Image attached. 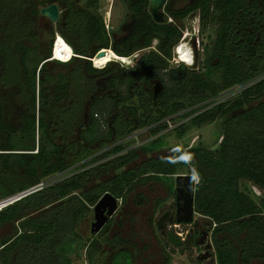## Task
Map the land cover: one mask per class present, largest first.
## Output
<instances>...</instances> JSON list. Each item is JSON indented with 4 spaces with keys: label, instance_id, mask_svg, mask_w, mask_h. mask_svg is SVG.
<instances>
[{
    "label": "trees",
    "instance_id": "16d2710c",
    "mask_svg": "<svg viewBox=\"0 0 264 264\" xmlns=\"http://www.w3.org/2000/svg\"><path fill=\"white\" fill-rule=\"evenodd\" d=\"M122 1L130 20L109 29L99 0H0V200L32 189L0 208V264H76V244L88 264H170L169 241L157 236V249L128 206L151 204L145 184L161 183L174 194L183 165L197 176L195 210L213 223L215 264H264V202L242 186L251 181L264 189V77L205 102L264 73V0H167L173 20L163 23L154 20L150 0ZM53 2L60 15L43 43L41 8ZM192 13L203 29L216 27L204 46V71L170 66L182 34L178 21ZM55 32L73 47L71 60L50 58ZM103 48L124 58L149 50L132 67L117 60L96 67L92 57ZM60 66L66 71H56ZM194 105L186 113L194 114L193 124L222 119L219 146L178 145L132 164L136 148L116 143ZM187 128L177 126L178 135ZM161 137L140 148L156 150ZM107 191L122 204L86 236L81 225ZM163 202H152V229Z\"/></svg>",
    "mask_w": 264,
    "mask_h": 264
},
{
    "label": "rangeland",
    "instance_id": "374dc122",
    "mask_svg": "<svg viewBox=\"0 0 264 264\" xmlns=\"http://www.w3.org/2000/svg\"><path fill=\"white\" fill-rule=\"evenodd\" d=\"M99 2H100V11L103 13L104 19L106 21V25L109 29H117L120 26V24L123 22V20H125L126 18L128 21L130 20V17H127L126 15L127 8L124 5L122 0H99ZM171 20L173 19L171 18ZM53 23H55V21L52 20L47 15H42L40 17L39 19V29L41 31L40 39L43 41V43H48V41H50L52 37V33L49 31V29L51 28ZM178 23L182 27V34L179 39V44L182 42L191 47L192 52L195 55V60H194L195 62L193 64V67H195L196 69L200 67L204 71L205 68H203V62L207 55L204 51V46L207 43L209 44L211 39L215 37V34H216L215 25L209 26L203 29L200 26L199 16L196 13H192L191 15L182 19L181 21H178ZM58 35H61V34L59 32H55L53 47H54V44H55V41ZM62 38L64 37L62 36ZM156 41L157 40H154L153 45L151 46L153 47V49H155L154 47H155ZM175 48L173 50L172 58L170 59V66L172 67H177L180 64L178 57H177L178 55L175 52ZM148 50L149 49H143V50L137 51L135 57L131 58V62L129 66L132 67V66L137 65V63L142 58L143 54L147 53ZM69 60H66V61H69ZM92 64L96 67H103L107 63L105 65H96L92 57ZM186 65L190 66L189 64H186ZM56 71L65 72L66 67L60 66L58 67ZM212 77L215 80H219L220 78L219 72L213 73ZM184 123L188 125V128L184 135L182 136L178 135V131L176 127L182 124V123L179 124L178 122L175 127L168 129L167 131H165V134L161 135L162 137L160 138L159 142H157L156 150L154 151L150 150L148 152H144L140 148L141 146L137 147L136 150L134 151L135 157L132 161V164L141 162L143 159L151 157V156L159 157L163 154L166 155V154L172 153L171 147L178 146V145L183 147L184 149L195 146L199 143H202L205 146L211 147V148H215L219 146V142L223 134L222 119L218 118L217 120L213 122H209L201 126L193 124L192 121H190V118ZM77 130L78 128L75 129V131ZM149 135L150 134H147V132H144L137 138H133V140L140 141L142 138L144 139L148 137ZM157 137L158 136L154 137V139ZM135 141L132 142L131 140H127L124 143L126 144V147L128 148V147H132ZM130 143H132V145ZM108 147L109 145L105 146L98 152H102L105 149L107 150ZM109 157H111V155L106 156V158H109ZM178 173L192 174L197 181V176L195 174L194 169L191 166H188V165L181 166ZM174 180H175V185H177L176 174L174 175ZM242 184H243L242 185L243 187L244 186L248 187L249 191L251 192L253 197L258 202H264V189L263 188L253 184L251 181H243ZM141 188L145 191V193H147L148 196H150L151 204H149L147 207H144V208H142L141 206H135L134 204L133 206H128V207L130 211H133V213H135L136 216L142 219L140 223L145 224V230L148 232L149 238L152 240L154 246L157 249H159V246H158L159 244L157 242V236L161 235L160 229L159 228L152 229L151 227H149L146 218L148 216V212H150L149 210L152 206V202H154L157 197H161L164 201L166 200L167 203L169 201H172L173 197L170 196V192L167 189V187H165L161 183H155L154 186H150V184H145ZM119 201H121V199H119ZM194 218L199 219L200 221H204V219H207V220L210 219L206 216L201 215L199 212H196L194 214ZM93 220H94V210L90 212V214L84 219L81 225L82 232L86 236H90L92 234L91 223ZM212 224H213L212 222L208 223L209 225L208 229L210 230L209 239H207L206 244H202L200 247L194 246L193 244H190L189 248H186L185 246L184 247L175 246L169 241L168 250L171 254L170 264H215L216 260L212 254L215 248H214V243L212 239H210ZM208 242L211 243L212 246H207ZM71 257L74 263L76 264H88V261L86 260L85 248L79 246L78 244H76L75 250L71 253ZM155 263L161 264L160 261L155 262Z\"/></svg>",
    "mask_w": 264,
    "mask_h": 264
},
{
    "label": "water",
    "instance_id": "95a60500",
    "mask_svg": "<svg viewBox=\"0 0 264 264\" xmlns=\"http://www.w3.org/2000/svg\"><path fill=\"white\" fill-rule=\"evenodd\" d=\"M167 0H150V11L155 21L163 23L171 20L170 15L165 11V4ZM41 14L49 16L52 20L56 21L60 15V8L56 2H53L47 6L41 8ZM109 48H103L95 56H103L106 54ZM177 182V197H178V208H177V221L178 222H198V219L194 218L195 210V197L194 187L196 185V179L192 174L178 173L176 174ZM25 194V191L20 192L16 195L11 196V200H16ZM120 207L119 198L111 192H105L100 199L93 206L94 220L91 223V231L98 232L108 220L115 214ZM166 215H161L158 219L157 224L161 233L167 236L168 240L175 246L181 245L184 240L178 235L173 229L168 227V223L165 220ZM171 219V218H170ZM172 221V219L170 220ZM209 223L212 221L209 220ZM190 245V241H186ZM211 246V244H209Z\"/></svg>",
    "mask_w": 264,
    "mask_h": 264
},
{
    "label": "built area",
    "instance_id": "2783aa9c",
    "mask_svg": "<svg viewBox=\"0 0 264 264\" xmlns=\"http://www.w3.org/2000/svg\"><path fill=\"white\" fill-rule=\"evenodd\" d=\"M57 41V40H56ZM55 41V42H56ZM137 52H135L133 55L129 56V57H135ZM54 49H53V53H52V56L51 58L54 59ZM264 77V73L260 74V75H257L255 77H253L252 79L244 82V83H241V84H238V85H235L231 88H228L226 90H224L223 92H221L220 94L208 99L207 101L205 102H210L212 101V103H217L219 101H222L226 98H229L231 97L232 95H235L237 94L238 92H240L242 89H244L246 86L250 85L251 83H253L254 81L256 80H259L260 78ZM204 103V102H203ZM202 104V103H201ZM198 105H194V106H191V107H187V108H184V109H181L179 111H176L166 117H164L163 119H161L160 121L152 124V125H148V126H144V127H140V128H137L135 130H133L128 136L120 139L118 142L116 143H119V142H125L127 140H131L132 142H134L135 140H133V138H137L138 136H140L141 134H143L144 132H147V134H150V135H153V137H160L161 135L165 134V131H167L168 129L172 128V127H175L176 124L179 122L180 123H184L185 121H187L189 118L193 117L194 114H186L188 111H190L192 108H195L197 107ZM161 124H165V127L157 132H149L150 130H152L153 127H157ZM149 135V136H150ZM157 137V138H158ZM147 137L146 138H142L140 141H135V143L132 145V143H130L132 145L131 148H134V147H139L145 143H147ZM114 143V144H116ZM114 144H111L109 145V147L113 146ZM108 147V148H109ZM107 148V149H108ZM129 148V147H128ZM106 150V149H105ZM100 153V152H98ZM96 153V154H98ZM115 155V154H114ZM113 156V155H112ZM63 173V172H62ZM62 173H58L56 174L55 176L51 177V178H55V177H58L60 174ZM32 190V189H30ZM30 190H26L25 191V194L27 192H29ZM12 197H8V198H5L3 200H0V208L10 202H12L13 200H11ZM182 233V232H181ZM183 234V233H182Z\"/></svg>",
    "mask_w": 264,
    "mask_h": 264
},
{
    "label": "flooded vegetation",
    "instance_id": "af4514ba",
    "mask_svg": "<svg viewBox=\"0 0 264 264\" xmlns=\"http://www.w3.org/2000/svg\"><path fill=\"white\" fill-rule=\"evenodd\" d=\"M149 132H153V130H150ZM147 138L148 139L146 142H150L154 139L153 135H150ZM134 148H137V147H134ZM128 149H131V147H129ZM176 187H177V185H175L174 194L170 193V196L173 197L172 201H169L167 203L165 200L163 202V205L161 206L159 212L157 213V221L161 217V215H166L165 220L168 223V227L173 229L184 240V242L179 246H181V247L185 246L186 248H189L190 245H188L186 242L187 240H189L190 244H193L194 246L200 247L202 244H206L207 239H209V231L210 230L208 229L209 228V225H208L209 222L208 221L210 219L209 220L204 219V221H200L198 219L197 223H195V220L192 222H184V221L178 222L177 221L178 197H177ZM121 204H122V202L120 201V206H121ZM170 218L172 219V221H170L171 220ZM157 228H159L158 224H157ZM160 232H161V230H160ZM160 236H162L168 240L167 236H164L162 233ZM210 239H212L211 234H210ZM209 244H211V243L208 242L207 246H209Z\"/></svg>",
    "mask_w": 264,
    "mask_h": 264
},
{
    "label": "bare ground",
    "instance_id": "6f19581e",
    "mask_svg": "<svg viewBox=\"0 0 264 264\" xmlns=\"http://www.w3.org/2000/svg\"><path fill=\"white\" fill-rule=\"evenodd\" d=\"M54 59H60L63 61L69 60L73 56L72 47L65 43L60 35L57 37V41L54 44ZM177 57L180 61L191 64L193 62V52L190 46L185 43H182L179 48H175ZM96 65H105L109 61L118 60L125 65H129L131 62V57H121L117 55L112 49H108L106 54L103 56H95L94 58Z\"/></svg>",
    "mask_w": 264,
    "mask_h": 264
},
{
    "label": "clouds",
    "instance_id": "9594fccd",
    "mask_svg": "<svg viewBox=\"0 0 264 264\" xmlns=\"http://www.w3.org/2000/svg\"><path fill=\"white\" fill-rule=\"evenodd\" d=\"M56 40H57V39H56ZM181 44H182V42H181L180 44H178L177 48H179V46H180ZM72 49H73V47H72ZM75 54H76V53L74 52V49H73V56H75ZM73 56H72V57H73ZM72 57H71V58H72ZM71 58H70V59H71ZM193 59L195 60V55H193ZM58 60H60V59H58ZM178 60H179V58H178ZM194 60H193V62H192L191 64L186 63V62H184V61H180V60H179V63H185V64L193 65L194 62H195ZM61 61H62V60H61Z\"/></svg>",
    "mask_w": 264,
    "mask_h": 264
}]
</instances>
